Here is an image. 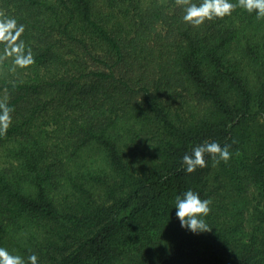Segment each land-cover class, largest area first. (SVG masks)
<instances>
[{"label":"trees","instance_id":"16d2710c","mask_svg":"<svg viewBox=\"0 0 264 264\" xmlns=\"http://www.w3.org/2000/svg\"><path fill=\"white\" fill-rule=\"evenodd\" d=\"M177 0H0L35 63L9 72L0 246L38 264H264V20L192 26ZM229 145L187 173L185 153ZM211 200L210 231L174 197Z\"/></svg>","mask_w":264,"mask_h":264},{"label":"clouds","instance_id":"9594fccd","mask_svg":"<svg viewBox=\"0 0 264 264\" xmlns=\"http://www.w3.org/2000/svg\"><path fill=\"white\" fill-rule=\"evenodd\" d=\"M183 6V21L199 26L205 21L230 16L240 8L256 20H264V0H177ZM25 26L13 17H0V59H9L8 71L15 73L17 69H26L35 63L32 49L21 38ZM14 107L7 100L0 101V135H5L12 123ZM205 154L211 156L213 165L221 161L227 162L232 153L229 145L219 142H203L193 147L191 154L185 153L182 165L185 172L192 173L197 167H206ZM211 200L202 199L200 193L188 188L174 197L175 217L180 227L192 234L206 233L211 230L207 217L211 211ZM0 264H38V256L32 253L25 258L6 246H0Z\"/></svg>","mask_w":264,"mask_h":264}]
</instances>
